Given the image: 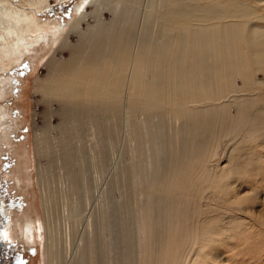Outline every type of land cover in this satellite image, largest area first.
Returning a JSON list of instances; mask_svg holds the SVG:
<instances>
[{"label":"rangeland","instance_id":"obj_1","mask_svg":"<svg viewBox=\"0 0 264 264\" xmlns=\"http://www.w3.org/2000/svg\"><path fill=\"white\" fill-rule=\"evenodd\" d=\"M46 1L48 3L35 4L38 0H10L17 11L34 15L42 23L56 22L64 32L57 33L56 37L59 34L62 37L51 46L47 45V39L35 44L25 52L20 63L10 67L7 72H0V81L3 76L9 78V82L1 88L4 93L0 99V106L8 113L7 117L0 119V205L9 215L8 238L13 242L7 249L6 264H47L48 231L52 233L63 257L71 248L80 244V237L85 231L94 235L101 255L96 264H264V142L255 146L233 144L232 136L226 132V125H216L200 136L198 131H193L189 121L186 125L181 122L182 119L171 114L176 113L177 105L173 106L175 110L162 106L157 107V110L130 106L131 111L127 114L125 88L122 90L121 103L113 107L109 116L102 109L92 117L87 116V109L74 107L71 118H75V123H72L76 125L77 131L73 130L72 123H67V128L63 130V146L66 149L61 158L74 160L78 171L76 145L82 147L84 154L79 168V172H83L82 177H77L73 182L68 175L69 170L61 166L63 162L51 150L41 157L37 155V129L48 125L49 108L58 111L62 102L60 97L55 96L50 106L45 104L44 95L36 89L35 80L49 79L46 66L54 51L58 58L68 61L69 52L59 43L68 37L69 43L77 45L83 34L86 36L91 33L90 29L94 30L99 24L111 29L114 24L115 30L94 46L91 54L86 55V62L109 60L117 49L127 50L130 53L128 59L132 61L137 28L148 13L147 7L151 0H140V4L134 1L130 4V0L121 3L117 0H104L101 5L97 3L89 8L87 17L80 23L79 30L83 33H75L70 27L76 6L81 0ZM166 1L171 6L175 5L172 0ZM152 14L147 24L152 34L150 38L158 35L156 33L160 24ZM168 23L166 21L163 28ZM129 24H135V27ZM258 77L263 78V75L258 73ZM253 94L248 92L241 95L249 98ZM243 109V106L234 105L231 116L227 118L231 117L233 121L242 117ZM127 116L130 118L129 125ZM52 118L55 126L61 124L58 116ZM145 120L150 126V134L161 129L163 151H159V140L146 137L148 130H142ZM181 128L186 129L184 142L178 131ZM76 133L80 137L79 143ZM59 134L60 130H57L52 136L59 137ZM197 139L202 144H211L215 154L210 156L208 166L216 172L206 176L203 182L199 181V186L180 200L187 210L190 232L198 235L203 228L210 230L208 243L203 244L194 238L181 247L177 257L165 258V244L157 239L158 235H154L152 242L157 239L155 244L149 245L147 250H140L136 223L139 218L138 208L143 200L163 204L165 195L155 192L149 194L146 188L148 184L141 185L138 178L143 180L145 174L146 181L151 178L152 172L157 170L152 169V162L156 167L163 164L169 169L171 162L182 156V149L183 152H194L192 149ZM96 140L103 141L102 148L99 147L103 152L102 159L95 148ZM26 165L28 170L25 172ZM22 172L29 175V181L20 175ZM17 177L22 181L17 182ZM51 195H54L52 200ZM44 198L49 213L47 230ZM167 201L171 202L170 198H166L165 203ZM108 204L111 207L109 224H112L110 239L115 240L116 245L110 255L106 254L104 247V242L108 240L104 226L108 225V220H105L103 213ZM72 207H76L72 211L75 218H67V210ZM88 214L98 215L94 217L93 233L86 227ZM26 216L33 217L38 221L37 226L42 227L40 233L36 232V237H30L31 242H27L19 230ZM168 222V218L160 220L161 225ZM72 228L74 237L71 240L69 235ZM122 230H126L129 235L126 242V231L123 235ZM71 233L73 235V231Z\"/></svg>","mask_w":264,"mask_h":264},{"label":"bare ground","instance_id":"obj_2","mask_svg":"<svg viewBox=\"0 0 264 264\" xmlns=\"http://www.w3.org/2000/svg\"><path fill=\"white\" fill-rule=\"evenodd\" d=\"M102 1L104 0H81L76 6L74 19L70 25L75 33H83L79 30L80 23L87 17L89 8L97 3L101 5ZM123 1L127 0H117L119 3ZM133 1L140 4V0H130V4ZM172 1L174 6L166 0L150 1V6L147 7L148 13L144 18L142 16L143 23L139 29L137 28L138 35L134 39L135 44L133 43L132 61L128 59L130 53L127 50L117 49L109 60L86 62V55L91 54L94 46L100 44L115 30L114 24L111 29L99 24V28L90 29V34L86 36L83 34L77 45L69 43L68 37L60 40L61 43H58L69 52L68 61L65 58H58L54 51L53 57L46 66L49 70V79L35 80L36 89L44 95L45 104L50 106L55 96L60 97V102L64 103H60L61 107L58 111L50 107L47 116L48 125L37 129L39 131L35 135L37 155L41 157L51 150L57 155L58 160L63 162L61 166L69 170L68 175L73 182L77 177H82L83 172H79V168L84 149L76 145L75 158H78V171L75 169L74 160H63L61 155L66 149L63 146L65 134L63 130L67 128V123H75V118H71L74 107L81 106L87 109V116H94L93 114L99 109L104 110L109 116V113L113 112V107L121 103L122 90L125 88L127 114L131 111L130 106L135 109L157 110V107L161 108V106L174 109L173 106L177 105L176 110L174 109L176 113L171 114L175 118L182 119L181 122H185L186 125L189 121L193 131H198L200 136L206 134L208 130L211 131L216 125H226V132L232 136L233 144L255 146L264 142V0ZM43 3L48 2L46 0L35 2V4ZM151 14L160 24L156 33L158 35L150 38L149 35L152 34L149 33L147 24ZM166 21L170 23L163 28ZM129 26L134 28L135 24ZM60 27L56 22L42 23L34 15L17 11V7L13 6L10 0H1L0 72H7L10 67L20 63L25 52L35 44L47 39V45L51 46L59 41L61 35L56 37L57 33L64 32ZM258 73H261L263 78H259ZM7 82L9 78L3 76L0 81V99L4 93L1 88ZM248 92L254 94L249 95V98L241 95ZM257 97H260L259 100L256 99ZM236 104L243 106L244 109L241 112L242 117L232 121L231 117H227L231 116V109ZM7 114L5 108L0 106V119L7 117ZM55 116L61 118L59 126L52 123L51 119ZM147 122L145 120L142 130H148L146 137L159 140L160 149H158L160 152L163 151L161 129L156 130L157 133L152 135ZM74 123H72L73 130L77 131ZM127 123L128 125L130 123L128 116ZM2 124L7 125V123ZM57 130H60V136L53 137V132ZM185 130V128L178 129L183 142ZM75 136L79 143L78 133ZM102 145V140H96L95 148L98 149L101 159L103 152L99 147L102 148ZM49 146L52 147L48 148ZM192 150L194 152H183L182 149V156L171 162L169 169L163 164L156 167L157 165L154 166L152 162V169L157 170L152 172L151 178L146 181V178L144 179L146 174L143 180L138 178L141 185L148 184L146 188L149 189V194L153 195L155 192L165 195L163 204L143 200L138 208L139 218L136 223L139 228L140 250L142 248L147 250L149 245H154L158 239L165 244L164 257L174 259L181 251V247L189 244L194 238L203 244L208 243L211 237L210 230L203 228L198 235L190 232V224L186 219L187 210L180 199L199 186V181L203 182L206 176L216 172L210 170L208 166L210 156L215 153L211 144H202L200 139L196 140ZM24 170L25 172L28 170L27 165ZM25 172L20 175L25 176L24 180L29 181V175ZM197 175L198 178H195ZM20 181L22 179L17 177V182ZM53 196H50L51 200ZM166 198H170L171 202L165 203ZM43 208L46 213L47 230L49 213L46 198L43 199ZM74 208L76 209L72 207L67 210V218H75L72 212ZM110 208L108 204L107 210L103 213L105 220H108V225L104 226L108 238L106 241L104 239L107 255H110L116 246L115 240L110 239L112 227V224H109ZM0 213L6 222L4 237L10 246L9 215L3 211L1 205ZM94 217L96 216L92 214L87 215L86 227L91 233L94 232ZM162 218H168L169 222L161 225ZM37 225L38 221L31 216H26L20 224L21 236L27 242H31L30 237H36V232L42 231V227ZM73 228L71 229L73 235L71 231L69 235L71 240L74 237ZM122 231L124 235L126 230ZM154 235H158V238L152 242ZM37 236L40 237L39 234ZM128 236L126 231L124 241L128 240L126 239L129 238ZM46 241L47 264H96L101 259L94 235L87 231L80 237V244L71 248L64 257L58 251L56 240L49 231Z\"/></svg>","mask_w":264,"mask_h":264},{"label":"water","instance_id":"obj_3","mask_svg":"<svg viewBox=\"0 0 264 264\" xmlns=\"http://www.w3.org/2000/svg\"><path fill=\"white\" fill-rule=\"evenodd\" d=\"M5 228H6V222L0 213V264L7 263L8 243L4 237Z\"/></svg>","mask_w":264,"mask_h":264},{"label":"flooded vegetation","instance_id":"obj_4","mask_svg":"<svg viewBox=\"0 0 264 264\" xmlns=\"http://www.w3.org/2000/svg\"><path fill=\"white\" fill-rule=\"evenodd\" d=\"M13 244V242L11 241V245Z\"/></svg>","mask_w":264,"mask_h":264}]
</instances>
